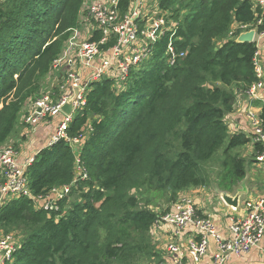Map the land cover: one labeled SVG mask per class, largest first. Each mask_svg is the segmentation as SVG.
I'll use <instances>...</instances> for the list:
<instances>
[{"label": "trees", "instance_id": "1", "mask_svg": "<svg viewBox=\"0 0 264 264\" xmlns=\"http://www.w3.org/2000/svg\"><path fill=\"white\" fill-rule=\"evenodd\" d=\"M84 1L0 0V147L29 100L39 97L41 80L59 58L67 30L78 24ZM160 5L178 23L175 46L184 56L170 66L163 37L148 64L131 71L124 89L108 78L90 85L86 105L67 130L80 148L66 140L46 146L26 172L35 196L70 185L77 159L88 179L60 202V218L36 210L28 198L0 211V231L21 236L7 264H134L153 256L149 233L159 218L150 201L141 204V192L154 188L175 203L184 191L208 187L204 165L220 149L219 190L232 193L245 178V159L236 150L252 140L230 135L227 117L235 91L247 94L257 82V49L236 37L239 27L264 23V11L250 0ZM120 8L125 15L129 0H121ZM259 118L264 132V106ZM258 151L254 145L252 157ZM76 192L79 202L65 208Z\"/></svg>", "mask_w": 264, "mask_h": 264}, {"label": "built area", "instance_id": "2", "mask_svg": "<svg viewBox=\"0 0 264 264\" xmlns=\"http://www.w3.org/2000/svg\"><path fill=\"white\" fill-rule=\"evenodd\" d=\"M250 1L254 9L264 11V0ZM120 5L121 0H85L78 24L67 30L62 52L53 63L56 69L62 66L67 70L65 79L58 86V94L45 93L33 99L23 119L26 126L34 127L61 117L47 146L60 140L78 144V139L71 141L68 138L67 130L74 114L86 105V96L93 82L108 78L114 81L117 90L124 89L131 71L149 62L154 47L163 37L167 39L164 56L170 66L184 56L175 46L178 23L162 10L160 0H134L132 3L129 0L125 15H121ZM239 29L240 33L254 31L253 42L257 51L253 64L257 82L249 88L247 95L264 106V69L259 58V44L264 37L263 20L258 19L256 23ZM110 43L112 45L106 48ZM74 90H78L76 94ZM69 100L72 101V110L65 114L62 107ZM247 116L253 128L252 144L259 147L255 161L264 166V132L259 114L249 112ZM15 155L11 146L0 151V211L14 200L28 198L36 210H43L48 215L56 212V218H60L64 214L60 211V202L77 188L78 183L88 179L80 161L75 162V178L70 185L54 187L45 195L35 196L26 172L36 154L25 163H20ZM230 208L235 214L227 216L226 235L218 231L210 217H198L188 198L177 200L169 213L159 216L151 229L153 233L168 228L174 238H179L181 233L192 228L195 235L187 241L186 251L173 240L167 242L166 250L171 255L169 264H186L183 261L186 257L191 264H200L210 242L214 243L215 251L209 264H227L259 249L264 237V197L246 201L237 209ZM17 247L12 234H1L0 264L11 262Z\"/></svg>", "mask_w": 264, "mask_h": 264}, {"label": "crops", "instance_id": "3", "mask_svg": "<svg viewBox=\"0 0 264 264\" xmlns=\"http://www.w3.org/2000/svg\"><path fill=\"white\" fill-rule=\"evenodd\" d=\"M259 58L264 69V37L259 44ZM235 92L236 99L234 103V109L233 112L227 117L229 134H244L246 137H250L252 139L253 128L247 115L249 112H255L259 114L261 111L262 103L259 100L251 99L247 94L239 91ZM24 109L27 110V112L30 110L28 108V105L25 106ZM60 118L61 117L59 116L57 118L50 119V121L47 120L48 122L43 121L42 123L37 125L35 129L30 131L31 134H29L28 129H25L24 133H27L26 135H28V137L33 138L31 140L32 146L34 147L35 151L32 156H34L36 152H39L43 147H45L52 136V134H50L49 138L43 145H41V141L36 142L39 139L38 137L42 136V133L45 132L46 125H51L52 130H54V127L60 120ZM29 146L30 145H26L22 149H24L25 152H28L30 150ZM245 147H248L247 151L249 156H251V163L249 165L250 171L248 172L246 169L245 178L238 183L232 193L225 192L231 196H235L239 190L247 192L243 195L245 196L244 199H242V197L240 198L239 207L242 206V204L246 201L259 200L264 197V166L255 161L256 156L252 157L254 151V145L252 144V142L250 141V143H248ZM242 157H245V155H242ZM24 161L22 160L21 162H19L22 163ZM210 191L211 189H209V186L202 188H191L180 193L179 196H184L185 198L190 199L194 204L197 212H201L205 217H210L216 224L218 231L226 235L228 225L227 216L235 213L229 206H227L223 202L218 191H216L214 194L210 193ZM161 233L163 235L159 239H161L163 242L173 240L174 242H177L179 246H181L185 251L187 241L195 236L192 228H189L185 232L181 233L179 238H174L168 228L162 230ZM214 251L215 245L213 242H210L208 251L203 257L200 264H209ZM170 260L171 258H168V264L170 263ZM183 261L186 264H191L188 257L184 258ZM227 264H264V237L259 249L251 251L249 254L243 256L240 259H233Z\"/></svg>", "mask_w": 264, "mask_h": 264}, {"label": "rangeland", "instance_id": "4", "mask_svg": "<svg viewBox=\"0 0 264 264\" xmlns=\"http://www.w3.org/2000/svg\"><path fill=\"white\" fill-rule=\"evenodd\" d=\"M66 73H67V70L64 67L61 66L60 68L56 69L53 66L51 68L50 72L45 76V78H43L41 80V89H40L38 96H41L42 94H45V93H53L56 89L58 90V86L65 79ZM57 90H56V92H57ZM54 95H57V94H54ZM32 100L33 99L29 100V102L27 104L29 109L32 105ZM26 116H27V110H25L23 108L14 133L7 140V142L4 143L0 147V151L5 150L9 146L13 147L14 150L16 151L15 158L17 160H19L20 162L22 160L23 161L25 160L22 163H25L27 160H29L35 151L34 147L32 146V140H31L33 138L28 137V135H26L27 133H24V132H25V129H28L29 134H31L30 131L35 129L37 126L31 127V126L24 125V123L22 121ZM48 121H50V120H48ZM45 129H46L45 132L42 133L43 135L39 136L38 137L39 139L36 141V142L41 141V145L45 144L46 140L49 138L50 134H52V132H53L51 125H46ZM81 144L82 143L76 144L74 146V149L78 150V148H80ZM26 145H30L29 146L30 150L28 152H25L24 149H22ZM47 145L48 144H46V146ZM247 150H248V147H243L241 149H237L236 152L241 157H242V155H245V157H242V158L245 159L246 169L249 172L250 171L249 165L251 163L250 162L251 156H249ZM37 153L38 152H36V154ZM221 160H222V149H220L214 155V157L204 165V169L207 171V173L210 177V185H209V189H211L210 193H213V194L216 191H220L217 184H218V178H219V175L221 172V164H220ZM153 189H151L150 192H147V191L141 192V195L139 196L141 199V204L144 205L146 202L150 201L148 207L150 209L154 210L158 214V216H163L164 214L169 213L173 209V206L175 203L174 202L169 203L164 196L154 192ZM79 195L80 194H78L77 192H76V194H73L69 198L68 205L65 206V208L71 206L73 203L79 202V200H80ZM244 197L245 196H242V199H244ZM182 198H185V197L184 196H181V197L178 196V198L176 200H179ZM197 215L200 218H207L201 212H197ZM155 233H153L152 231L149 233L150 244L152 247L151 251L153 253V256L152 257L146 256V255L140 256L134 262V264H168V258H171L170 253L167 252V250H166V245H167L168 241L163 242L161 239H159L163 235L162 233H156V234ZM1 234H4V232L0 231V235ZM10 234H12L14 236L17 244H19V241L21 240V236L17 233H14V232H12Z\"/></svg>", "mask_w": 264, "mask_h": 264}, {"label": "water", "instance_id": "5", "mask_svg": "<svg viewBox=\"0 0 264 264\" xmlns=\"http://www.w3.org/2000/svg\"><path fill=\"white\" fill-rule=\"evenodd\" d=\"M131 3L134 0H130ZM253 38H254V31H249L246 33H240L239 36L237 37L236 41L238 43H252L253 42ZM78 90H74V93L76 94ZM72 101L69 100L63 107H62V112H64L65 114H70L71 110H72ZM76 150V149H75ZM220 194L221 199L223 200V202L229 206V207H233V208H238L239 207V202H240V198L247 192L239 190L235 196H231L225 192H221L218 191Z\"/></svg>", "mask_w": 264, "mask_h": 264}]
</instances>
